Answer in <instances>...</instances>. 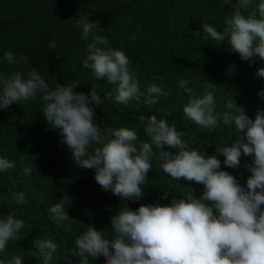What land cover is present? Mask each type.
I'll return each instance as SVG.
<instances>
[{
  "label": "clouds",
  "instance_id": "9594fccd",
  "mask_svg": "<svg viewBox=\"0 0 264 264\" xmlns=\"http://www.w3.org/2000/svg\"><path fill=\"white\" fill-rule=\"evenodd\" d=\"M223 4L234 8L224 22L223 31L204 23L203 38L217 44L227 41L230 51L238 53L244 61L256 58L264 61V0L251 12L247 9L253 0H236L235 4L233 0H223ZM76 26L82 28L81 39L90 40L82 67L90 69L95 80H106L116 86L104 99H114L124 106L143 100L151 107L159 103L160 97L169 95L155 83L141 90L140 80L131 70V61L124 51L109 47L108 39L99 34L104 31L99 21L91 22L89 16H80ZM202 33L197 31L193 35ZM50 47H55L54 41ZM3 59L14 65L26 63L28 58L6 51ZM256 76L264 78V67L257 70ZM178 83L189 97L183 106L187 120L206 129L217 128L218 122L234 126L237 139L231 146L217 145L216 153L223 155L224 165L233 169L240 168L242 155L252 158L246 166L251 173L246 187L236 176L221 169L218 155L207 156L190 146L185 139L187 133L178 131L167 119L139 115L141 122L146 121L144 132L148 140L138 144L135 130L101 126L96 121L91 105L100 106L103 101L94 86L90 94L75 91L78 79L50 87L37 69L0 74V109L42 101L43 118L71 153L75 165L94 170L95 182L122 202H135L146 196L142 186L152 171L155 152L160 154L157 167L173 180L203 185L199 198L189 193L181 199H172L170 205L142 204L131 210L126 203L111 217V231L79 222L85 228L74 241L80 264H89L100 257L106 264H264V111H257L252 119L243 106L230 98L225 105L227 111L219 113L213 91L197 96L187 81ZM206 87L216 88L209 83ZM258 94L264 97V91ZM165 146L176 149V153L164 151ZM14 168L13 161L0 157V173ZM32 170L30 167L22 171L31 175ZM168 197V191L164 190L157 199ZM12 199L20 205L26 195L23 191L14 192ZM72 203L73 198L65 193L63 199L47 210L49 219L58 228L70 231L65 222L78 223L68 214ZM24 227L25 221L11 214L0 219V254L7 252L10 241L20 240ZM33 244L38 251L31 253L40 264H53L59 245L50 238L36 239ZM0 264H23V257L0 259Z\"/></svg>",
  "mask_w": 264,
  "mask_h": 264
},
{
  "label": "trees",
  "instance_id": "16d2710c",
  "mask_svg": "<svg viewBox=\"0 0 264 264\" xmlns=\"http://www.w3.org/2000/svg\"><path fill=\"white\" fill-rule=\"evenodd\" d=\"M259 2L253 0L247 12ZM233 11L223 0H0V74L37 69L50 87L78 79L76 92L90 94L94 86L102 98V105H91L101 126L135 130L139 144L148 140L144 132L146 121L141 122L139 115L146 118L156 115L158 119H167L178 131L186 132L185 139L196 150L207 156L218 155L217 145L231 146L237 139L234 126L218 122L217 128L206 129L187 120L183 106L189 97L178 82L187 81L197 96L213 91L219 113L227 111L225 105L230 98L243 106L252 119L257 111H264V97L258 94L264 91V78L256 76L264 61L258 58L244 61L238 53L230 51L227 41L217 44L203 38L204 23L222 32L226 18ZM80 16H89L91 22L99 21L100 29L104 30L99 34L108 39V46L124 51L142 91L155 83L169 95L160 97L159 103L151 107L143 100L124 106L114 99H104L116 86L106 80H95L91 70L82 67L90 40L81 39L82 28L76 26ZM197 31L202 34L193 35ZM53 41L54 48L50 47ZM6 51L17 57L27 56V62L8 65L3 59ZM206 83L216 88L206 87ZM42 107L40 101L0 109V157L15 163L14 169L0 173V219L11 214L25 221L20 240L10 241L0 259L20 255L23 264H40L31 253L38 251L33 241L50 238L59 245L53 264H80L74 241L85 228L79 222L111 231V217L126 203L136 210L142 204L170 205L174 198L181 199L189 193L199 198L203 193V185L173 180L161 171L157 167L160 154L155 152L152 171L142 186L146 196L139 201L122 202L102 190L95 182L94 170L75 165L71 153L43 118ZM153 150L157 151L155 146ZM163 150L173 154L177 151L168 146ZM218 158L221 169L236 176L246 187L251 175L246 166L252 158L242 155L239 169L226 167L223 155ZM30 167L31 175H25L22 170ZM164 190L169 193L168 199L158 200ZM21 191L26 200L17 205L12 193ZM65 193L73 198L68 214L78 222H65L70 231L58 228L47 211ZM89 264H106V261L100 257Z\"/></svg>",
  "mask_w": 264,
  "mask_h": 264
}]
</instances>
